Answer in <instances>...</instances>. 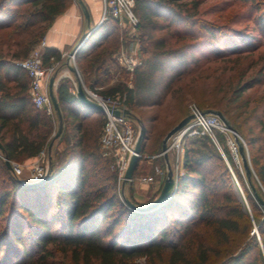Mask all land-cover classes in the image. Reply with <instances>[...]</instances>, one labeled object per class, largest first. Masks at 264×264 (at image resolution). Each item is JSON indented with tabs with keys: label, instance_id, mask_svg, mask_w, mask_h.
Returning <instances> with one entry per match:
<instances>
[{
	"label": "trees",
	"instance_id": "obj_1",
	"mask_svg": "<svg viewBox=\"0 0 264 264\" xmlns=\"http://www.w3.org/2000/svg\"><path fill=\"white\" fill-rule=\"evenodd\" d=\"M241 1L261 11L257 21L264 30V0ZM72 2L0 0V142L3 155L10 161L37 156L54 140L55 120L33 103L30 78L18 62L40 43L56 16ZM198 10V0H135L138 29L146 44L142 62L132 71L130 83L121 81L99 92L125 98L131 112L159 108L169 98L186 99L188 95L205 112L220 111L245 137L256 176L264 187V95L251 109L250 99H244L250 89L263 82L259 77L263 71L246 78L248 70L237 69L241 59L264 44L256 43L255 36L244 31L224 33L223 27L197 18ZM183 24L190 30L180 32L175 27L178 32L173 31L175 25ZM119 29L117 20L109 16L76 53V62L91 88L104 82L106 62L121 45L120 41L112 42ZM164 31L168 35L159 34ZM181 39L183 43L178 42ZM52 57L61 60L59 52L46 48L44 63L50 65ZM203 57L208 60L201 61ZM214 59L233 64L234 69L229 70H237L240 76L238 72L231 74L212 94L199 98L192 88ZM254 61L244 69L252 70L257 63ZM56 97L63 116L59 141L66 130L70 141L61 153L56 151L59 156L51 152L50 179L26 186L5 164L0 168L7 184L0 190V219L4 220L0 264H138L137 259L143 257L146 264H264V240L261 247L251 237V221L233 191L227 171L220 174V189L219 181L212 179L215 186L208 181L204 165L213 160L214 154L194 146L206 141L215 147L209 137H186L185 174L178 178L171 197L153 210L135 211L121 200L112 159L102 154L99 139L103 112L81 103L67 82L59 85ZM93 118L97 119L96 127L85 124ZM146 118L143 121L153 125L158 120L156 115ZM251 119L256 126L248 127ZM154 129L146 126L143 155ZM247 181L253 209L263 211L252 186L263 200L264 195L252 174ZM259 231L264 236V219ZM203 232L210 235L209 240L202 239ZM236 235H245L250 241L240 248L233 247ZM65 256H69L68 261Z\"/></svg>",
	"mask_w": 264,
	"mask_h": 264
},
{
	"label": "rangeland",
	"instance_id": "obj_2",
	"mask_svg": "<svg viewBox=\"0 0 264 264\" xmlns=\"http://www.w3.org/2000/svg\"><path fill=\"white\" fill-rule=\"evenodd\" d=\"M198 1H199V10L196 13L197 18L201 20L203 19L208 20L210 22L215 23L217 26L223 27L224 29L222 31L224 33L229 32L234 34V30H236V32L244 31L249 34H253L255 36L256 43L261 45L264 44V30L261 28L260 24L257 21L259 15L261 14V11H258L256 6L254 5L251 6L250 2H243L241 0H198ZM119 26L120 29L114 35L113 39L115 40H113L112 42L115 43L117 41H120L121 45L119 50L115 51L112 54L111 59L107 60L106 68L108 70L102 76V79L104 80L103 84L101 86L96 87L98 91L111 87L121 81H126L130 83V79L132 75L131 73L133 70H130L124 64V62L120 60L121 54L126 53L128 56H135L139 61L138 65L141 64L142 58L144 56L143 47L146 44L141 40L142 31L138 29V27L136 29H131L129 26H125V27H122L121 25ZM175 27H178L180 32L190 30V28L184 24L175 25L172 28L173 31L178 32V30ZM228 28L233 30V32L227 30ZM171 31L172 30H170L169 32L171 33ZM167 33L168 32L164 31V32H160L159 34L168 35ZM178 42L183 43V40L181 39ZM128 46H134L135 50L133 51V48H128ZM263 53H264V45L261 46V48L257 50V52L248 54L246 58L241 59L242 60L241 64L237 68L241 72L248 70L246 78L252 75H256V73L259 71H263L262 72L263 74H261L262 76H259L261 77L260 79L263 80V82H261V84L257 85L253 89H250L244 96V99L245 98L250 99V103H251L249 106L250 109L255 106L254 102L258 98L264 95V67L263 70H260V66L264 65V56H260V55H264ZM211 58H214V56L213 55L210 56V59ZM254 59L257 61L256 66H254L252 70H250V68L244 69V67L246 66L248 67V65L252 64ZM203 60L207 61L208 58L206 57L201 58V61ZM208 64L209 65H207V69L203 72L204 75L202 79L198 80V82L195 83L192 88L193 89L192 91L199 98L202 97L203 95L212 94L215 88L223 84L224 81L231 74L238 72L237 70H229V68L234 69L232 66L233 64L224 63V61H220L218 59H214ZM77 68L81 78L85 82L84 76L78 64H77ZM239 73L240 72H238V74ZM238 74L236 73V75ZM74 78L76 79L75 75ZM235 80H238V78H235ZM65 82L69 83V80L67 79L65 80ZM86 85L89 86L88 83H86ZM182 97L176 96L174 98H169L167 99L166 103L159 108L143 109L136 112L135 111L131 112V116L134 119V124L137 130V136L139 135L140 132V123L137 120V118L141 119L145 127L146 126L155 127V129L154 132L152 133V137L150 139L148 149L146 153L143 155V158L139 162L138 169L135 173V176L137 177L136 180L133 181L132 183L125 184V187L123 188V182L122 181L119 182L117 179V190L122 201H123V195H122L123 193L127 198L130 199L133 198L138 203H145V204L151 202L156 196L160 194L168 174V166L166 163L164 152L162 150V144L166 134L168 133V131H170L175 125H177L180 122L182 116L190 115L192 113V108L197 107L203 110V107L192 96L188 95L186 99H183ZM260 110L262 111V108ZM151 115L158 116V120L154 125L151 124L150 121H146V123L143 121V119H145L146 117H150ZM260 115H262V112H260ZM52 117L55 120L54 132H53V136H54V134L57 132L59 128L60 122L58 121V116L56 113L52 115ZM96 122L97 119L93 118L87 120L85 124L90 127L91 126L96 127ZM256 125L257 123L254 122L253 119H251L248 127L256 126ZM101 130L102 127L100 129V133L102 132ZM67 131L68 130H66V135H64L62 141L61 140L59 141L60 136L55 138L54 141L55 142L57 141V144H55V142L53 143L52 146L53 150H51L53 154L54 152L56 153V151L61 153L64 148L69 146L68 141H70L69 140L70 137L67 136L68 135ZM258 132L259 130L257 128L256 133ZM237 134H238V138L236 140L237 149L229 145L226 135L222 133L218 135L221 144L220 147H217L216 145L215 147H213L210 144H208V142L206 141L200 144H196L194 147L203 150L205 152H208L209 150V153L214 154L213 160L207 162L204 165V167L208 171L207 173L208 181L209 183L213 184V186H215V182H213L212 179H216V182L219 181L220 174H222V171L223 170H225V172L227 171L229 176V181L233 186V191L236 197L242 203L243 208L248 218L251 221L252 226L250 229V235L251 237L254 236L255 239L259 242L260 246L262 247L264 236L261 235L259 231V223L264 219V212L262 211V209H259L258 207H257V211H255L252 207L251 202L248 199L247 193L248 191L250 192L251 190L247 181L246 170L244 167L242 155L240 153V146L243 147V152L245 154V157L250 164L254 182L256 183L257 187L259 188V190L262 192L263 195H264V187L261 184V182L258 181L254 167L252 165L250 146L248 145L243 134L239 133L238 131ZM229 135L231 136V138L232 137L233 139L235 138L232 131L231 134ZM56 154L58 155V153ZM169 161L172 167V165L175 162V156L172 151H169ZM15 162L20 163L21 165L23 163V161L22 162L15 161ZM2 163L5 164V159H4V155L0 152V168L3 167ZM155 166H159L163 170V175H161L160 178L155 182L156 184L155 183L147 184L139 181V178L141 176L153 174ZM25 176L26 175H22L18 177L28 181L30 179V174L28 177ZM5 179L6 177L3 178V176L0 174V190L4 188V185L5 187L7 185ZM217 183L216 184L218 185L219 188L220 181ZM3 225H4V220L0 219V229L2 228ZM54 229H56V226ZM202 239L205 241L209 240L210 235L208 233L205 234L203 232ZM249 241L250 240L246 238L245 235H236L232 239V246L236 247L239 245L240 248ZM220 247L222 249L225 246H220ZM57 249L58 248H55L54 251H56ZM60 256L63 257L62 254ZM4 258L5 256L2 257V259ZM64 258L66 261L69 260V256H65ZM137 263L146 264L147 260L145 257H143L137 259ZM158 263L164 264V261Z\"/></svg>",
	"mask_w": 264,
	"mask_h": 264
},
{
	"label": "built area",
	"instance_id": "obj_3",
	"mask_svg": "<svg viewBox=\"0 0 264 264\" xmlns=\"http://www.w3.org/2000/svg\"><path fill=\"white\" fill-rule=\"evenodd\" d=\"M103 14L101 22L109 16L117 20L122 27L129 26L136 29L139 24V18L134 11L135 0H103ZM47 47L45 37L29 53V55L18 62V65L24 69L30 78L29 93L36 107L44 110L48 115L56 113L51 96L49 94V82L55 74L59 61L54 57L52 63H44V51ZM74 49V48H73ZM73 49L68 54L69 64L76 70V78L69 85L70 92L77 98L78 83L81 82L83 89L91 100L99 103L103 108L104 125L100 135V146L102 154L112 159V169L117 172L119 182L125 179V173L128 169L137 140V130L133 117L127 112L129 109L125 98L110 97L101 94L97 88H91L81 78L76 62V54H72ZM78 51V50H77ZM77 53V52H76ZM134 55V54H133ZM120 60L130 69L138 65L139 61L135 56L121 54ZM130 110V109H129ZM192 118L181 129L175 132L169 140V151L175 156V162L172 165L173 175L178 178L185 174V139L188 136H206L217 146L220 147L218 135H226L227 141L231 147L237 149V141L229 134L231 131L227 128L223 120L214 113L192 108ZM234 135V134H233ZM12 171L17 176L24 175V167L20 163L11 161ZM51 170V157L48 149H43L37 155V161L30 170V182H38L44 179ZM163 170L159 166L154 167V173L143 175L139 178L142 183L153 184L160 176ZM133 181V179L131 180Z\"/></svg>",
	"mask_w": 264,
	"mask_h": 264
},
{
	"label": "water",
	"instance_id": "obj_4",
	"mask_svg": "<svg viewBox=\"0 0 264 264\" xmlns=\"http://www.w3.org/2000/svg\"><path fill=\"white\" fill-rule=\"evenodd\" d=\"M79 2H80V4L83 7L85 17L89 20V17H90L89 16V11H88L85 3L83 2V0H79ZM98 25H96L95 27L90 28L89 31L84 33V35L78 41L77 45L74 47V49L72 51V54L73 53L76 54L77 50L81 47V45L85 42L87 37L91 34V32ZM71 69L76 73V70H74L73 67H71ZM56 75H57V73L54 76H52V78L50 79V82H49V94L51 96L55 111H56L57 116H58L59 121H60L59 128H58L57 132L54 134V140H55V138L59 137L60 134L63 131L62 111H61L59 102L57 100V97H56V95L54 93V88H53ZM77 95H78L77 99L81 103H83L85 106H87V107H89V108H91L93 110H96V111H101V112L103 111V108H102V106L99 103H97V102L91 100L90 98H88V96L86 95V93H85V91L83 89V86H82L81 82L78 83ZM127 112L131 115V111L129 109L127 110ZM211 113L217 114L223 120V122L226 124L227 128L230 131H232V133L234 134L235 139L237 140V138H238L237 131L233 127V125L228 121V119L220 111L212 110ZM191 118H192V114L187 115L185 118H183L177 125H175L166 134V136H165V138L163 140L162 150L164 152V156H165L166 163H167V166H168V174H167L166 180L164 182V185H163V187L161 189L160 194L158 196H156L151 202H149L147 204H136V203L132 202L129 198L125 197V195L123 193L122 194L123 195V200L131 209H133L135 211H140V212L150 211V210H153V209L157 208L163 202H165L167 199H169L171 197L173 191L175 190V188L177 186V181H176V179H175V177L173 175V170H172V167H171L170 161H169V140H170L171 136L175 132H177L179 129H181L184 125H186ZM137 120L140 123V132H139V135L137 136L136 145H135V148H134V154L131 157L128 169H127V171L125 173V179L123 181V188L125 187V184L128 181H131L133 179L134 172H135L136 168L138 167L140 160L143 158L142 145H143V142H144V140L146 138V127L142 123L141 119L137 118ZM54 140L51 141L49 146H48V152H49L50 157H51V150H52V146H53ZM0 152L2 154H4V147H3L1 142H0ZM240 153H241L242 158H243V163H244V167H245L247 176L250 179L251 178V174H252V170H251V167H250V164H249L248 160L245 157V154L243 152V147L242 146H240ZM4 159H5V164H6L7 168L12 170L13 167H12L11 161L6 156H4ZM49 179H50V173L46 177H44V179H42L41 181H38V182H30V181H27V180H24V179L18 177V181L21 184L26 185V186H37V185H40V184L48 181ZM252 190H253V193H254V195L256 197V200L261 205V207L263 208V211H264V200L258 194V192H257V190H256V188L254 186H252Z\"/></svg>",
	"mask_w": 264,
	"mask_h": 264
},
{
	"label": "crops",
	"instance_id": "obj_5",
	"mask_svg": "<svg viewBox=\"0 0 264 264\" xmlns=\"http://www.w3.org/2000/svg\"><path fill=\"white\" fill-rule=\"evenodd\" d=\"M83 2L89 11V20L85 17L79 0H73L72 4L64 12L56 16L45 34L46 48H50L61 54V60L55 72L57 75L53 85L55 95L62 82L68 79L69 83H67L70 85L77 79L74 78L76 74L69 64L68 54L77 45L85 32L101 23L104 8L103 0H83ZM128 48H133V51L135 50L134 46H128ZM55 144H57V141ZM36 161L37 156L29 157L23 161L22 165L25 177L29 176L30 170Z\"/></svg>",
	"mask_w": 264,
	"mask_h": 264
}]
</instances>
